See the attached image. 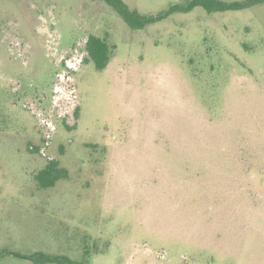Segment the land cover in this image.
<instances>
[{
  "label": "rangeland",
  "instance_id": "rangeland-1",
  "mask_svg": "<svg viewBox=\"0 0 264 264\" xmlns=\"http://www.w3.org/2000/svg\"><path fill=\"white\" fill-rule=\"evenodd\" d=\"M50 160L68 177L42 189ZM37 252L264 264V4L133 30L101 0H0V264Z\"/></svg>",
  "mask_w": 264,
  "mask_h": 264
},
{
  "label": "trees",
  "instance_id": "trees-1",
  "mask_svg": "<svg viewBox=\"0 0 264 264\" xmlns=\"http://www.w3.org/2000/svg\"><path fill=\"white\" fill-rule=\"evenodd\" d=\"M110 6L133 30H141L148 25L160 22L174 13H189L196 7H203L209 13L226 12L234 10H242L253 7L255 5L264 4V0H248L245 2H223L221 0H190L187 4L181 6H172L166 12H163L157 16L154 15H142L137 10H131L124 0H101ZM86 50L88 58L85 59V63L93 61L99 70H104L110 62L109 46L106 39L103 40L96 36H90ZM79 112H76L78 117ZM68 172L65 169H60L59 162L50 160L46 167L36 175V180L42 189H48L54 187L56 182L60 178H67ZM86 254L88 252L86 251ZM16 256L21 257L18 254ZM35 264H87L86 262H78L63 255H49L44 253H34L29 256Z\"/></svg>",
  "mask_w": 264,
  "mask_h": 264
}]
</instances>
